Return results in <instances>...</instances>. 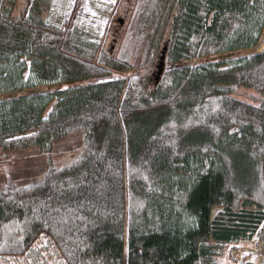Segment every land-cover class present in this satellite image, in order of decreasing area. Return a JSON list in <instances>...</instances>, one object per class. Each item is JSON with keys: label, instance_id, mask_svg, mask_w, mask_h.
I'll list each match as a JSON object with an SVG mask.
<instances>
[{"label": "trees", "instance_id": "16d2710c", "mask_svg": "<svg viewBox=\"0 0 264 264\" xmlns=\"http://www.w3.org/2000/svg\"><path fill=\"white\" fill-rule=\"evenodd\" d=\"M78 2L59 27L48 1L0 0V150L48 163L0 185V264H223L264 243V48L234 56L259 45L264 0H134L113 52Z\"/></svg>", "mask_w": 264, "mask_h": 264}, {"label": "rangeland", "instance_id": "374dc122", "mask_svg": "<svg viewBox=\"0 0 264 264\" xmlns=\"http://www.w3.org/2000/svg\"><path fill=\"white\" fill-rule=\"evenodd\" d=\"M14 14L18 15L31 0H12ZM50 3L49 10L45 13L46 21L50 24L62 27L74 9L77 0H45ZM110 8L113 13L112 19L105 16V10ZM134 0H80L78 8L75 11V21L81 26L91 27L95 33V38L101 36L103 48L107 51H116L125 35L127 23L130 20ZM264 48V29L261 33L259 45L251 50L242 51L234 56L251 55L262 52ZM224 56L211 57V60ZM208 59V60H210ZM205 59H195L189 61V65H196ZM27 74V73H26ZM154 80V79H153ZM55 89V87L38 88L40 91ZM16 95V94H15ZM10 95L0 96V99L7 98ZM255 93L251 90H241L235 98L237 101L249 107H258L259 102H255L253 97ZM47 109L46 114L50 111ZM73 139V138H71ZM71 139L58 142L55 145L54 167H59L75 159L78 156L76 146ZM48 168L47 159L39 156L33 150L22 152H7L0 150V185L5 181L14 179L16 182L32 183L38 181Z\"/></svg>", "mask_w": 264, "mask_h": 264}, {"label": "crops", "instance_id": "0c3cea01", "mask_svg": "<svg viewBox=\"0 0 264 264\" xmlns=\"http://www.w3.org/2000/svg\"><path fill=\"white\" fill-rule=\"evenodd\" d=\"M255 240L250 243H245L240 248L233 252V258L227 260L223 258L221 262L223 264H250L253 259L252 250L255 245Z\"/></svg>", "mask_w": 264, "mask_h": 264}, {"label": "built area", "instance_id": "2783aa9c", "mask_svg": "<svg viewBox=\"0 0 264 264\" xmlns=\"http://www.w3.org/2000/svg\"><path fill=\"white\" fill-rule=\"evenodd\" d=\"M253 259L251 264H264V243L257 240L252 250Z\"/></svg>", "mask_w": 264, "mask_h": 264}, {"label": "water", "instance_id": "95a60500", "mask_svg": "<svg viewBox=\"0 0 264 264\" xmlns=\"http://www.w3.org/2000/svg\"><path fill=\"white\" fill-rule=\"evenodd\" d=\"M165 51H166V48L163 52V55L161 56V60L159 62V65H158V70H157V75H156V81H158L163 73V69H164V59H165Z\"/></svg>", "mask_w": 264, "mask_h": 264}]
</instances>
